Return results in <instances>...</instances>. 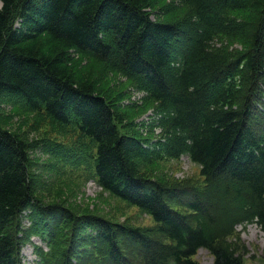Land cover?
I'll list each match as a JSON object with an SVG mask.
<instances>
[{"label":"trees","instance_id":"trees-1","mask_svg":"<svg viewBox=\"0 0 264 264\" xmlns=\"http://www.w3.org/2000/svg\"><path fill=\"white\" fill-rule=\"evenodd\" d=\"M180 3L173 17L181 6L155 10L156 0H0V100L74 125L95 150L98 186L151 217L170 242L99 216L54 217L35 193L29 145L0 125V264H21L26 213L29 235L57 239L62 264L103 251L101 264H136L132 247L140 264H199L202 249L214 264H244L229 240L238 226L264 232V0ZM93 66L141 92L139 107L154 106L150 121L126 122ZM182 157L200 168L203 186L147 173ZM63 224L71 237L60 236Z\"/></svg>","mask_w":264,"mask_h":264},{"label":"rangeland","instance_id":"rangeland-1","mask_svg":"<svg viewBox=\"0 0 264 264\" xmlns=\"http://www.w3.org/2000/svg\"><path fill=\"white\" fill-rule=\"evenodd\" d=\"M168 3L181 6V10L174 13L173 17H178L184 10L180 0H156L155 10ZM230 43L231 48L242 47L240 43ZM82 63L90 64L86 58H83ZM90 71L95 77L102 79V91H109L108 93L116 99L120 111L125 114L126 122L150 121L149 116L154 106L151 104L145 106L146 108L139 107L144 104V95L137 92L125 77L111 72L103 74L101 66H93ZM0 125L5 130L20 135L29 145L30 172L35 193L42 205L57 208L58 212L54 217L62 215L63 209L78 216H99L111 219L115 223L150 231L154 239L170 243L158 232V226L151 217L138 208L113 198L98 186L95 182L92 161L95 150L92 143L83 138L74 125L60 127L45 115L31 113L21 103L9 98L0 100ZM159 132L157 130L156 133ZM147 173L160 181L176 186L199 187L204 183L200 168L188 157H182L179 161L155 164L147 170ZM27 214H24L27 218L23 216L18 219L17 226L19 239L23 241L19 255L21 264H62L59 260L61 254H57L59 246H56V238L50 239V246L41 237L29 235L32 222ZM59 233L63 238L67 235L71 237L72 228L65 224L60 225ZM236 233L237 237L229 241L239 244L244 264H264L263 230L257 225H249L246 228L238 226ZM67 244L64 241L59 244L61 252ZM130 253L134 262L140 264L137 248H130ZM194 260L199 264H214L213 256L204 249L198 252ZM105 262L107 260L103 251L87 259L83 256L77 261L71 260L70 264Z\"/></svg>","mask_w":264,"mask_h":264}]
</instances>
